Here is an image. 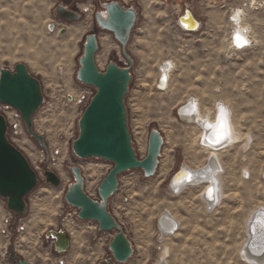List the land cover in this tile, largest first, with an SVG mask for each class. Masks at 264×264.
Wrapping results in <instances>:
<instances>
[{
	"label": "rangeland",
	"instance_id": "1",
	"mask_svg": "<svg viewBox=\"0 0 264 264\" xmlns=\"http://www.w3.org/2000/svg\"><path fill=\"white\" fill-rule=\"evenodd\" d=\"M94 1L99 10V0ZM148 1L149 12L141 0V16L127 46L135 63L125 104L138 158L147 155L151 128H160L165 144L156 174L145 177L140 168L120 174L119 189L109 201L110 210L135 248L127 262L119 263L109 251L115 231H101L97 222L80 219L79 210L66 202L65 194L73 181L70 167L79 165L87 193L100 199L99 185L113 167L112 162L101 158L79 159L71 148L79 132L78 119L89 102L78 100L89 90L96 92L76 79L85 36L93 32L99 35L96 59L100 69L104 70L109 60L124 65L127 59L113 34L98 31L90 13L67 24L55 14L58 0H0V69L14 70L23 62L41 80L45 102L33 120L35 130L46 138L43 148L26 132L24 123L17 128L13 120L9 121L7 114L11 115L14 107L4 108L7 105L0 102V113L9 122V139L39 175V183L27 199L25 232H15L11 238L3 234L7 226L3 219L9 210L0 197V264H14L9 259L12 249L38 264H154L161 260L165 264H257L245 248H249L248 226L254 211L264 208V11L246 16L253 42L250 48L235 52L227 41L226 12L229 3L242 0H168L166 6L164 0ZM181 2L201 19L203 25L198 31H184L178 25ZM52 23L54 31L50 29ZM75 24L84 30L72 42L70 28ZM62 28L65 33H61ZM24 51L28 56H21ZM167 60L175 66L167 90L159 91L155 84L160 65ZM189 99L211 116L217 104L223 103L240 136L218 153L222 197L210 210L201 197L203 184L187 186L179 193L169 188L170 178L180 166L201 168L209 163V152L200 146L199 127L179 117L180 106ZM23 136L27 145L22 143ZM58 160L61 173L54 167ZM46 167L60 174L59 186L46 182ZM36 198L40 205L36 217H40L33 224L32 202ZM51 198L57 203L53 205ZM163 211H170L179 225L174 233L161 238L158 218ZM70 220L72 230L65 226ZM60 228L71 234V246L65 253H57L53 238L46 237L48 230Z\"/></svg>",
	"mask_w": 264,
	"mask_h": 264
},
{
	"label": "water",
	"instance_id": "2",
	"mask_svg": "<svg viewBox=\"0 0 264 264\" xmlns=\"http://www.w3.org/2000/svg\"><path fill=\"white\" fill-rule=\"evenodd\" d=\"M54 11L59 19L65 21L78 22L82 18L79 12L63 2L57 4ZM94 19L99 28L114 35L129 65L123 66L114 60H109L106 68L100 69L96 59L100 47L99 36L94 32L85 36L82 54L78 58L79 68L76 72V79L94 87L96 92L78 119L79 132L72 141L71 148L79 159L101 158L112 162L113 167L102 179L98 188L100 199H96L85 189V176L81 167L71 166L73 181L68 185L65 200L79 210L80 219L97 222L101 231H115L109 243V251L116 262L125 263L134 255V244L123 225L110 210L109 201L119 189L120 174L135 168L142 169L145 177H152L156 174L165 137L160 128H151L147 155L142 159L138 158L129 129L125 104L135 61L133 56L127 52V46L139 19L137 9L133 5L126 6L120 1L106 2L101 4L100 10L95 12ZM177 22L183 30L189 32L198 31L201 27L200 21L189 8H186L184 14L178 17ZM193 22L198 23L196 28H192ZM55 28V24H50L51 30ZM65 32L66 29L62 28L61 33ZM166 83L167 74L166 71H162L157 88L165 89ZM69 98L71 99L72 96L70 95ZM0 102L16 108L21 113L26 132L45 148L46 138L35 130L33 120L35 113L45 102V94L41 80L30 72L25 63H17L14 70L0 69ZM181 108H179V117L186 121L180 115ZM188 168L189 166L182 165L173 174L169 181L171 192H177L173 186L177 175L182 171L187 172ZM44 174L48 184L53 186L61 184V176L54 170L46 167ZM189 180L192 181L191 178H184L182 181L189 182ZM38 183V173L25 153L9 139L6 117L0 113V197L6 201L7 209L19 217L25 216L29 205L28 196ZM254 219L255 216L252 222ZM253 233L250 225V234ZM46 237L53 238L57 253H65L71 246V234L64 228L50 229L46 232ZM248 249L252 250L250 247ZM263 251L264 247L250 252L259 256ZM13 253L12 249L10 260L14 264H38L36 261H29L19 255L14 256Z\"/></svg>",
	"mask_w": 264,
	"mask_h": 264
},
{
	"label": "bare ground",
	"instance_id": "3",
	"mask_svg": "<svg viewBox=\"0 0 264 264\" xmlns=\"http://www.w3.org/2000/svg\"><path fill=\"white\" fill-rule=\"evenodd\" d=\"M145 8H146L147 12H149L151 10L148 0H145ZM227 13H228V11L226 12V14ZM189 19H191V21H192V17L190 15H189ZM196 25H198V23L193 22L192 28H196L197 27ZM239 25H238L240 27L239 29H242L243 32H245V30L249 31V32L252 31L251 28L248 26V24L245 21H244V24H239ZM83 30L84 29L80 25H72V27L70 28V34L72 36V39H70V40H72V42H74L76 40V38L78 37L79 33L82 32ZM235 41H236V39H235ZM235 41L231 40V44L233 46H235V43H236ZM229 45H230V43H229ZM21 56H28L27 51H24L21 54ZM100 60H102V59H100ZM174 66H175L174 63L171 60H167L160 65L159 75H158V78H157V81L155 84V87L157 90H159V91H166L167 90L169 82H170V77H171V74H172L173 69H174ZM162 71H166V74H167L166 88L163 90L160 88H157V84L159 83V78L161 76ZM65 77H68V75H65ZM68 78H70V76ZM69 83H71V82H69ZM187 101H188V103H187ZM187 101L181 105V106H183L182 108L180 106V108H181L180 109V115L182 118H184L186 120V122H191L192 124L199 127V130H200V132H199L200 146H202L205 150H207V152H209V154H208L209 159L207 158V161H209V163L205 164L201 168L189 167L188 168L189 170L187 172L182 171L181 173H179L177 175L174 183H173L174 188H176V190H177V192H174V193H179L181 190L185 189L187 186H190V185L203 184L204 186H203V189L201 192V197L204 200L207 209L210 210L215 206V204L222 197L221 195H219V176H220L222 170L219 166V165H221V164H219L221 162H219L218 153L220 150H222V148H224V149H225V147L227 148L229 146V144L233 143V141H235V139L239 138L240 136L236 132L235 128L232 125L233 123H232V119H231L230 112H229L228 108L223 103L217 104L216 111H215L214 115L211 116V114H205L202 112L198 102H195V101L190 100V99ZM209 112H211V111H209ZM9 118L12 119V116L10 114H9ZM209 124L212 127H208ZM24 138H25L24 136L21 138L22 143L27 145V143L23 141ZM28 148L31 150L33 149L30 145H28ZM29 153H31V151ZM62 155H63V153L61 154V158H62ZM32 156H33V158L37 157V154L35 153V151L32 152ZM61 166H62L61 160H58V163L54 167L56 170H58L61 173ZM172 176H171V178H172ZM171 178H170V180H171ZM184 178H187V179L191 178L192 181L189 180V182H184V181H182ZM45 179H46V177H45ZM55 198H51L53 205L57 203V199H55ZM37 201H38V199L36 198L32 202L33 211H32L31 217H33V219H31V222L33 224H35L37 222L36 221L37 217H40V216L36 217V214L40 210V207H39L40 205L37 203ZM55 207H56V205H55ZM44 209H42V210H44ZM254 212L253 213H254L255 219L252 223L250 221V224L248 226L249 229H250V225L252 226V230L254 231V233H253V235L250 234V230H249L248 231V234H249L248 238H250L249 247L252 250L258 251L262 247H264L263 246L264 245V239H263L264 238V218H263L264 217V208L260 207ZM159 217H161V218H158V220L160 221L159 222V230L161 233V238L169 236L176 231V229L178 228L177 225H179L178 220L171 214L170 211H165V212L163 211V213L160 214ZM46 220L52 221V219H50L48 217ZM46 220H44V221H46ZM40 221H42V220H40ZM29 222H30V220H29ZM47 223L45 222L43 227H45L47 225ZM65 226L67 227L68 230H72L74 228L71 220L67 221L65 223ZM252 236H253V239H251ZM245 250H246V252L249 251L248 248H245ZM252 250H250V251H252ZM250 251L248 252L249 256L255 261V263L264 264V254L262 256H255ZM154 264H165V262H163V260H161V261H158Z\"/></svg>",
	"mask_w": 264,
	"mask_h": 264
},
{
	"label": "built area",
	"instance_id": "4",
	"mask_svg": "<svg viewBox=\"0 0 264 264\" xmlns=\"http://www.w3.org/2000/svg\"><path fill=\"white\" fill-rule=\"evenodd\" d=\"M59 2L62 0H58ZM76 4V7L79 9V11L83 14H88L90 13L91 16L95 13L97 10L96 4L94 0H86L80 2L79 0H71ZM111 1H120L122 4L129 6L132 4H136L137 2H141V0H99V4H103L106 2H111ZM144 1V0H143ZM241 1V0H239ZM228 12H229V34L227 41L230 43L229 47L230 49L234 50L235 52L239 51H244L248 48L251 47L252 42H253V32L252 31H246L243 32L242 29H239L240 25L239 24H244L246 16H249L250 13H253L254 11L260 12L264 11V0H242L239 4H234V2L229 3L228 6ZM239 25V26H238ZM239 33L243 41H246L247 43H242L240 46H237V42L235 41L236 39V34ZM231 40L235 41V46L231 44ZM93 96L92 91H87L86 94H83L80 100H78L80 103L81 102H88L90 98ZM85 103V104H86ZM7 105V104H5ZM12 106L7 105L4 106V108H11ZM3 114V113H2ZM14 114V115H13ZM5 115V114H4ZM9 117V114H7ZM12 119L9 118L10 120H13L16 124V127L19 128L21 125L19 124L20 122L23 124V119L19 111L14 108L11 112ZM6 117V115H5ZM16 117V118H15ZM22 119V121H21ZM7 120V117H6ZM8 128H9V122L7 120ZM58 154V150L56 151ZM13 219L15 221L16 226L14 227L15 223H13ZM5 224H7L5 230H3V234H5L8 238H11L15 232H20L23 233L26 231L27 228V222L23 217H19L16 214L8 211L7 215L3 219ZM11 228H8V227ZM61 264H64L62 262Z\"/></svg>",
	"mask_w": 264,
	"mask_h": 264
},
{
	"label": "flooded vegetation",
	"instance_id": "5",
	"mask_svg": "<svg viewBox=\"0 0 264 264\" xmlns=\"http://www.w3.org/2000/svg\"><path fill=\"white\" fill-rule=\"evenodd\" d=\"M168 0H164L163 1V5H165L166 6V4H168V2H167ZM60 2H63V3H65L66 5H68L71 9H73V10H75V11H77V12H79L81 15H82V18H83V16H84V14L83 13H81L80 11H79V9L76 7V5L75 6H72V3L74 4V2H70V1H65V0H62V1H60ZM59 2V3H60ZM70 2V3H69ZM58 3V4H59ZM144 3H145V0H144ZM156 3H158L157 1H156ZM141 2H137L136 4H132L133 6H135V8L137 9V11H138V13H139V17L141 16V12H140V10L138 9L139 8V6H141ZM132 5H129V6H132ZM99 7H101V4L99 5ZM186 8H189L192 12H193V14L197 17V15L194 13V11H193V9L192 8H190L187 4H185L184 2H181V9H183V11H182V13L180 14V15H182V14H184V12H185V9ZM98 9V8H97ZM100 10V9H99ZM98 11V10H97ZM86 15V14H85ZM93 15H95V13L93 14ZM92 15V16H93ZM179 15V16H180ZM92 16H91V18H92ZM178 16V17H179ZM86 17H87V15H86ZM178 19V18H177ZM197 19L200 21V23H201V27L200 28H202V25H203V23H202V21H201V19H199L198 17H197ZM61 21H63V22H65V23H67V24H70V23H72V22H69V21H65V20H62V19H60ZM95 20V19H94ZM75 25H79V24H75ZM95 26H96V28H98V31L100 32V31H105V30H102L101 28H99L98 26H97V24H95ZM54 31V30H53ZM94 33H96L97 35H98V33L97 32H94ZM133 33V32H132ZM132 33H131V37H132ZM99 36V35H98ZM114 36V35H113ZM121 47V46H120ZM127 52H128V50H127ZM121 53L123 54V57L125 58V59H127L126 58V56H125V53L123 52V49L121 48ZM129 53V52H128ZM130 54V53H129ZM134 63H135V61H134ZM121 64V63H120ZM123 64V63H122ZM121 64V65H122ZM126 65H129V62H128V60H127V63H124V65L123 66H126ZM55 248V247H54ZM10 255H11V251H10ZM10 255H9V259H10ZM13 255L14 256H16L17 254H15V253H13ZM20 257V256H19Z\"/></svg>",
	"mask_w": 264,
	"mask_h": 264
},
{
	"label": "snow or ice",
	"instance_id": "6",
	"mask_svg": "<svg viewBox=\"0 0 264 264\" xmlns=\"http://www.w3.org/2000/svg\"><path fill=\"white\" fill-rule=\"evenodd\" d=\"M236 42H237V46H240L242 43H247L246 41L242 40L239 33L236 34ZM208 127H212V126L209 124Z\"/></svg>",
	"mask_w": 264,
	"mask_h": 264
}]
</instances>
